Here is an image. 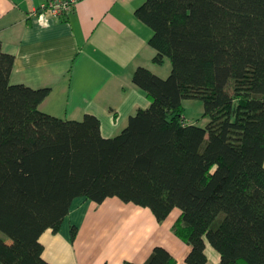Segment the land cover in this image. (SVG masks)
Segmentation results:
<instances>
[{
  "label": "trees",
  "instance_id": "1",
  "mask_svg": "<svg viewBox=\"0 0 264 264\" xmlns=\"http://www.w3.org/2000/svg\"><path fill=\"white\" fill-rule=\"evenodd\" d=\"M135 16L172 71L137 69L151 106L112 138L96 116L43 112L51 89L12 84L0 40V264H50L40 238L78 198H118L158 222L180 209L187 264H207L208 244L219 264H264V0H147ZM186 100L204 103L206 127L188 122ZM145 264L178 263L156 247Z\"/></svg>",
  "mask_w": 264,
  "mask_h": 264
},
{
  "label": "crops",
  "instance_id": "2",
  "mask_svg": "<svg viewBox=\"0 0 264 264\" xmlns=\"http://www.w3.org/2000/svg\"><path fill=\"white\" fill-rule=\"evenodd\" d=\"M45 1L0 0L2 48L15 57L11 83L50 88L43 112L75 121L93 115L103 137L119 135L131 116L151 106L133 82L137 69L161 78L171 73L168 59L163 65L153 62V31L135 16L147 0H79L62 18L36 14ZM181 214L176 208L158 222L149 208L118 198L102 204L78 198L60 231L42 234L43 258L50 264H145L163 247L178 264H187L192 248L174 232ZM206 254L207 264L220 263L210 244Z\"/></svg>",
  "mask_w": 264,
  "mask_h": 264
},
{
  "label": "built area",
  "instance_id": "3",
  "mask_svg": "<svg viewBox=\"0 0 264 264\" xmlns=\"http://www.w3.org/2000/svg\"><path fill=\"white\" fill-rule=\"evenodd\" d=\"M79 0H46L37 9L40 16L50 15L54 18H62L75 10Z\"/></svg>",
  "mask_w": 264,
  "mask_h": 264
},
{
  "label": "rangeland",
  "instance_id": "4",
  "mask_svg": "<svg viewBox=\"0 0 264 264\" xmlns=\"http://www.w3.org/2000/svg\"><path fill=\"white\" fill-rule=\"evenodd\" d=\"M168 64L171 66L172 71V63L170 61H167ZM166 76H163L166 79L168 78L169 74H165ZM185 106V117L190 123H194L195 125H198L200 127H206V125L209 122V118H203V114L205 112L204 103L201 100H186L184 102Z\"/></svg>",
  "mask_w": 264,
  "mask_h": 264
}]
</instances>
